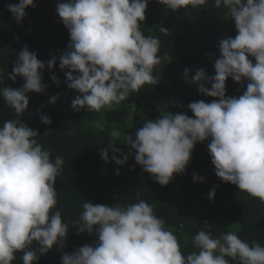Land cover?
<instances>
[{
  "label": "clouds",
  "instance_id": "clouds-1",
  "mask_svg": "<svg viewBox=\"0 0 264 264\" xmlns=\"http://www.w3.org/2000/svg\"><path fill=\"white\" fill-rule=\"evenodd\" d=\"M158 2L176 12L206 5L208 0ZM214 4L226 10L225 17L234 22L237 35L219 40L214 76L203 69L190 75L191 70L185 69L183 78L201 94L216 99L191 102L187 108L194 118L169 112L148 119L135 139L127 135L122 141L134 150L143 171L167 186L176 174L186 171L196 144L210 139L207 147L216 176L264 203V0H214ZM148 5L149 0H60L57 4V14L70 34L59 66L69 70L67 86L78 93L71 102L73 111L113 110L130 94L160 83L153 70L160 63L161 42L141 29ZM35 6V0H19L9 4L8 10L22 24L26 10ZM159 31L170 34L164 27ZM56 63L53 57L47 68L54 69ZM45 67L28 46L18 53L7 79L15 82L23 77V86L0 88V98L17 116L28 111L30 93L45 91ZM4 75L0 70V84L5 82ZM229 77L248 82L239 97L227 96ZM52 80L61 83L55 75ZM57 100L58 96L49 98L52 104ZM41 122L51 125L52 120L42 115ZM39 135L20 119L5 120L0 126V264H13L17 253H22V264H38L40 256L54 247L62 252V264H230V260L264 264V246L250 245L232 231L214 236L199 230L191 240L195 250L185 254L174 233L165 228V220L155 214L154 205L143 199L127 206L84 199L72 229L97 240L64 253L70 228L57 208L55 187L64 160L61 156L53 160L38 142ZM116 141L111 140L100 155L109 162L111 149L123 157L114 155L112 160L123 166L129 155L115 147ZM193 180L202 182L204 177L194 174ZM215 195L212 189L209 200Z\"/></svg>",
  "mask_w": 264,
  "mask_h": 264
},
{
  "label": "trees",
  "instance_id": "trees-1",
  "mask_svg": "<svg viewBox=\"0 0 264 264\" xmlns=\"http://www.w3.org/2000/svg\"><path fill=\"white\" fill-rule=\"evenodd\" d=\"M59 2L35 0L36 6L26 10L28 14L21 24L8 10L9 4H18L19 0H0V70L5 74L0 88L23 86V77L13 82L7 79V74L12 72L18 53L25 46L46 65L42 71L45 91L30 93L29 109L23 115L17 116L0 98V126L5 120H23L39 131L41 135L37 140L51 152L53 160L56 156L63 158L62 174L55 185L57 208L70 228L63 252L72 253L84 245H94L97 240L94 235L86 232L78 235L77 230L72 229L73 222L79 219L84 199L108 206L116 203L127 206L140 199L147 201L154 205L155 214L165 220V228L174 233L185 254L195 250L191 240L199 230L209 231L214 236L232 231L250 245L257 242L264 246V203L216 176L207 147L210 139L196 144L186 171L176 174L167 186L155 182L151 174L143 171L135 161L134 150L126 142L121 145L127 135L135 139L136 131L148 119L155 120L169 112L186 113L194 118L187 108L191 102L210 103L216 99L201 94L196 85L187 83L183 77L185 69L191 70L190 75H195L198 69L205 70L208 76L215 75V59L220 56L219 40L237 35L234 22L225 17L226 10L216 8L214 0H208L206 5L173 12L158 0H149L141 29L146 36L160 40V63L163 61V70L173 76L174 83L170 85L162 78L159 63L153 70L160 82L156 86L146 85L139 93H132L115 105L113 110L75 112L71 102L78 93L67 86L65 73L69 70L59 66V57L68 50L70 42L69 31L56 11ZM160 27L168 29L170 34L161 33ZM53 57L57 58V63L54 69H49L47 62ZM249 58L255 63L254 57ZM53 75L60 80L59 85L52 80ZM247 83H238L229 77L227 96L239 97ZM52 96H58L55 104L49 102ZM42 115L51 118V125L41 122ZM111 140H117L115 147L129 155L125 165H117L112 160L114 155L123 157L111 149L109 162L102 159L100 153L109 147ZM194 174L204 180L195 182ZM212 189L216 191L215 199L209 200L208 193ZM33 247L38 248V243L34 242ZM21 256L22 253H17L13 264H22ZM38 264H62L61 250L54 247L40 256ZM230 264H238V261L230 260Z\"/></svg>",
  "mask_w": 264,
  "mask_h": 264
},
{
  "label": "rangeland",
  "instance_id": "rangeland-1",
  "mask_svg": "<svg viewBox=\"0 0 264 264\" xmlns=\"http://www.w3.org/2000/svg\"><path fill=\"white\" fill-rule=\"evenodd\" d=\"M161 65H159L160 67V69H162V71H163V77L162 78H165L166 79V81L170 84V85H172L173 83H174V78H173V76H171L167 71H164L163 70V65H164V63H163V61L160 63ZM121 145H125V142H123Z\"/></svg>",
  "mask_w": 264,
  "mask_h": 264
}]
</instances>
